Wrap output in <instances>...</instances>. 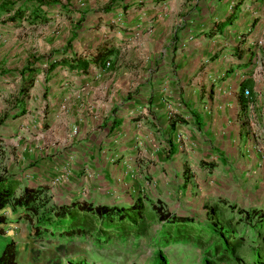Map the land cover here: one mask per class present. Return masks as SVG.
Wrapping results in <instances>:
<instances>
[{
    "label": "crops",
    "instance_id": "crops-1",
    "mask_svg": "<svg viewBox=\"0 0 264 264\" xmlns=\"http://www.w3.org/2000/svg\"><path fill=\"white\" fill-rule=\"evenodd\" d=\"M134 6L135 0L112 6L111 18L125 12L122 30L111 22L107 36L66 50L84 55L111 47L103 64L56 66L43 77L51 97L44 101L49 142L59 138L66 148L40 153L35 146L26 163L34 164L22 171L28 181L17 177L23 184L52 189L50 179L67 166L68 187L121 206L127 204L119 196L141 186L147 173L190 185L214 179L230 162L264 168V0H149L136 11L147 31L128 37L138 20ZM136 58L143 59L131 69Z\"/></svg>",
    "mask_w": 264,
    "mask_h": 264
},
{
    "label": "rangeland",
    "instance_id": "rangeland-1",
    "mask_svg": "<svg viewBox=\"0 0 264 264\" xmlns=\"http://www.w3.org/2000/svg\"><path fill=\"white\" fill-rule=\"evenodd\" d=\"M1 1L11 2L13 7H16L23 5L28 0ZM42 1L45 3L43 8L50 17L48 23L33 25L25 20L11 23L5 21L4 14L0 16V69L3 71L0 74V147L2 148L0 174L4 173L15 178L19 176L21 180L26 181H28L27 177L23 178L22 171L26 174L27 169L34 164H26L29 163L33 148L36 146L35 149L40 153L47 152L51 147L58 146L60 140L59 138L55 141L52 139L53 143L49 142V136H54V134L53 132L49 133L48 126L51 116L49 115L48 119L45 117L48 110L44 101L51 97L48 93L43 92L44 74L41 72L36 76L27 99H25L26 112L22 116L14 118L13 100L20 82L17 71L27 61L34 58H37L35 63L41 64L43 68L46 56L59 54V51L66 47L68 41H70L69 45L72 49L90 46L94 39L99 40L102 35L107 36L109 31L111 32V22L120 24L122 30L124 18L122 14L125 13L121 12L120 15L113 16L114 19L110 16L111 8L115 4L118 5L121 0ZM135 1L137 6H134L135 10L131 12L136 14L131 16L138 20L134 21L128 29L129 32L132 31L127 34L128 37L136 36L138 33L142 34L143 31L146 32L149 25L147 21L141 23L140 12H136L141 5L149 0ZM193 1L196 2V0ZM106 7H110L109 12L104 10ZM179 14L181 13L175 14V19H178ZM262 17L264 18V16ZM142 59L136 58L135 66L131 64L130 68L136 69ZM123 61L121 59L119 65ZM53 79L61 80L57 74L53 75ZM256 136L259 138L258 134ZM58 148L60 147L58 146ZM64 148L66 146L61 147L60 150ZM230 163H227L229 168L226 170H217L214 179L190 185H181V182L179 183L174 178L158 182V179H151L152 173H147V178L143 177L145 182L141 186L137 184L134 191L128 196H119L118 202L121 203L124 200L122 204H128L137 196L146 195L152 200H158L163 210L168 213L189 215L195 220L202 221L205 220L207 214L204 210L205 206L213 205L214 201L218 199L233 203L237 207L263 208L264 168L257 172L254 169L240 168L239 165ZM159 172L161 171L159 170ZM21 180L19 181L22 183ZM45 180L47 181L49 178L47 177ZM173 181L176 182L173 183ZM47 185H45L47 192L44 193V198L48 199L47 205L65 203L72 197L85 200H88L89 197L86 193L82 194L80 187L78 189L68 187L66 180L52 189ZM111 194H113L112 190ZM102 195L100 200L107 201L108 194ZM125 199L130 201L127 202ZM88 201L95 203L92 200ZM215 213L219 223L226 224V219L230 216L235 219V216L230 215L228 211L221 212L220 209H217ZM12 217V212L8 210V214L3 219L10 225L0 227V244L2 245L8 240L13 241L18 264H151L153 255L157 251L167 258L169 264H201V249L190 243H170L161 248L153 245L150 237L153 231L159 227V223L156 221L150 226L146 236L129 238L125 241H112L98 246L94 245L87 236L72 239L51 237L36 239L30 236L29 225L26 222L16 221ZM232 222L229 223L232 224ZM236 229H241V227ZM238 255L241 264H264V227L257 229L255 234L249 231L245 233L244 242L238 249Z\"/></svg>",
    "mask_w": 264,
    "mask_h": 264
},
{
    "label": "trees",
    "instance_id": "trees-1",
    "mask_svg": "<svg viewBox=\"0 0 264 264\" xmlns=\"http://www.w3.org/2000/svg\"><path fill=\"white\" fill-rule=\"evenodd\" d=\"M29 1V3H28ZM21 6L13 7L11 2H0V16L5 15L6 22L25 20L29 24H45L50 20L43 8L42 0H28ZM69 41L59 55H47L44 67L36 64L37 58L27 61L18 71L19 85L13 100L14 118L26 112L25 99L33 86L37 74L44 73V79L56 66L84 70L89 63L103 64L113 49L106 46L96 47L92 53L84 55L67 53ZM3 73L0 69V74ZM249 91V90H248ZM250 94L243 100H248ZM242 100V101H243ZM174 121L171 120L172 128ZM170 151V149H169ZM168 151V152H169ZM0 154L2 148L0 147ZM210 166V164H208ZM45 185L29 186L17 178L0 174V212L8 209L16 221L22 220L29 225L30 236L41 239H72L87 236L94 245H103L112 241H125L129 238L146 236L153 222L159 227L151 235V243L158 247L170 243H190L201 249V264H241L238 249L244 242L246 232L255 234L264 227V207H237L222 199L213 205L205 206V220H195L189 215H176L163 210L158 200L148 196H137L127 205L93 203L77 197L58 205H47L44 198ZM228 211L232 216L225 223L216 220L215 212ZM0 215V222L4 219ZM234 220V222H232ZM229 222H232L230 224ZM241 227V229H236ZM0 264H18L15 258L13 241H6L0 250ZM151 264H169L167 258L157 251Z\"/></svg>",
    "mask_w": 264,
    "mask_h": 264
},
{
    "label": "built area",
    "instance_id": "built-area-1",
    "mask_svg": "<svg viewBox=\"0 0 264 264\" xmlns=\"http://www.w3.org/2000/svg\"><path fill=\"white\" fill-rule=\"evenodd\" d=\"M106 65H108V62H106ZM242 94L243 96H248L249 91L247 88H243L242 90ZM75 130L73 129L72 132H74ZM69 174V169L67 168V166H64L62 169H60L52 178L50 181L51 185H57L58 183L64 181L67 179ZM6 214H8V209H4L3 211L0 212V215H3L4 217H6Z\"/></svg>",
    "mask_w": 264,
    "mask_h": 264
}]
</instances>
